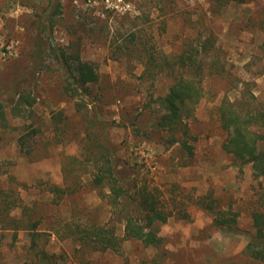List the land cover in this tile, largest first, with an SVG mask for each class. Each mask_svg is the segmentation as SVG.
Here are the masks:
<instances>
[{"label": "rangeland", "instance_id": "rangeland-1", "mask_svg": "<svg viewBox=\"0 0 264 264\" xmlns=\"http://www.w3.org/2000/svg\"><path fill=\"white\" fill-rule=\"evenodd\" d=\"M124 1L126 11L107 9L104 0H61L52 27L43 31L48 0H0L1 186L41 218L37 247L54 253L59 264H151L155 257L163 264H264L242 253L251 205L264 183L248 167L236 176L215 113L221 98L238 99L243 91L252 104L264 105V0L231 1L214 14L212 0H177L173 11L165 0ZM202 26L214 31L217 48L205 57L203 98L188 122L195 135L189 158L182 149L167 148V136L151 127L158 113L154 98L165 93L170 77L166 70L146 69V57L125 48L123 39L136 31L149 50L168 53L183 41L196 44ZM52 46L79 49L95 63L99 107L89 103L78 112L74 99L62 93ZM93 115L102 119L98 133L120 167L142 176L161 208L171 212L159 224L158 248L124 239L118 251H97L79 240L80 229L93 222L123 235L105 189L89 181L84 148L95 137L85 120ZM49 185L62 192L49 191ZM218 211L236 214L243 233L214 226ZM29 245L25 230H0V264L34 263L36 248Z\"/></svg>", "mask_w": 264, "mask_h": 264}, {"label": "trees", "instance_id": "trees-1", "mask_svg": "<svg viewBox=\"0 0 264 264\" xmlns=\"http://www.w3.org/2000/svg\"><path fill=\"white\" fill-rule=\"evenodd\" d=\"M165 1L172 11L175 10L177 0ZM212 1L215 3V9L211 14H214L228 2L251 0ZM48 2L52 7L46 13L47 23L40 19L43 31L50 30L54 15L61 5V0H48ZM259 23L264 32V17L259 20ZM197 36L200 38L196 44L183 41L179 46L172 47L168 53L161 49L157 51L156 48L154 52L149 50L136 31H130L123 39L125 48L128 50L131 48L146 57L142 61L146 69L166 70V74L170 77L165 93L156 95L154 98L158 103L155 109L158 113L151 127L167 136L165 141L167 148L175 146L182 149L186 151L189 158L193 156L194 146L191 141L195 135L190 131L188 122L194 117L196 107L203 98L205 57L213 54L217 48L216 34L210 27L202 26ZM52 50L56 64L61 70V91L74 99L76 110L81 112L89 103L94 108L99 107L97 102L101 99L95 93L94 87L98 85L100 75L95 63L83 59L79 49L69 50L52 46ZM210 66L212 68L215 64ZM244 92L238 99L221 98L215 107L218 126L223 135L221 146L229 155L230 166L237 169L236 176L241 177L243 168L248 167L261 185L262 181L264 183V105L252 104L244 96ZM250 98L251 101H255L254 95L251 94ZM92 117L91 120H85L86 128L91 127L95 137L89 140L87 147L84 148L92 166L89 173L87 172L90 176L89 181L98 189H105L104 197L107 204L114 210L117 221L122 223L123 235L117 236L112 230L113 226L93 222L80 229L79 240L97 251H118L124 239L139 241L148 248L160 247L163 238L159 235V224L165 222L171 212L161 208L159 197L154 193V189L146 184L142 176L135 171L130 174L120 167L109 142L103 140L98 133V125L102 119L98 115ZM90 134L86 131L85 136L89 137ZM18 140L21 143L23 138ZM97 147L99 149H96ZM48 190L62 192V189L56 185H49ZM13 192L4 189L0 183V230L14 232L21 229L29 234V246L32 249L36 248V261L32 264H59L54 253L38 249L37 237L40 236V231L37 227L42 222L41 218H34L30 213L31 209L27 208L21 202V198ZM207 208L215 207L209 205ZM18 209L20 213L14 214ZM219 211L215 213L212 224L225 232L241 234L242 231L236 226V214L230 211L224 214ZM249 216L251 232L249 231L250 233L246 235L242 253L264 263V191H260L253 199ZM150 261L151 264H163L159 257L152 258ZM148 263L150 262L144 259L136 264Z\"/></svg>", "mask_w": 264, "mask_h": 264}, {"label": "built area", "instance_id": "built-area-1", "mask_svg": "<svg viewBox=\"0 0 264 264\" xmlns=\"http://www.w3.org/2000/svg\"><path fill=\"white\" fill-rule=\"evenodd\" d=\"M105 7L110 10L126 11L128 3L124 0H104Z\"/></svg>", "mask_w": 264, "mask_h": 264}]
</instances>
